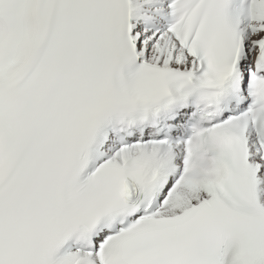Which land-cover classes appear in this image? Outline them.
Wrapping results in <instances>:
<instances>
[{
    "label": "snow or ice",
    "instance_id": "6c2138e0",
    "mask_svg": "<svg viewBox=\"0 0 264 264\" xmlns=\"http://www.w3.org/2000/svg\"><path fill=\"white\" fill-rule=\"evenodd\" d=\"M0 264H264V0H0Z\"/></svg>",
    "mask_w": 264,
    "mask_h": 264
}]
</instances>
